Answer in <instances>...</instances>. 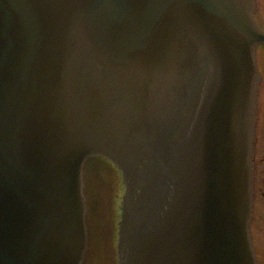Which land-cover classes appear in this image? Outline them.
Returning a JSON list of instances; mask_svg holds the SVG:
<instances>
[{"label":"water","instance_id":"water-1","mask_svg":"<svg viewBox=\"0 0 264 264\" xmlns=\"http://www.w3.org/2000/svg\"><path fill=\"white\" fill-rule=\"evenodd\" d=\"M251 12V0H0V264H258L264 32ZM90 157L123 179L116 249L104 163L84 170L86 227Z\"/></svg>","mask_w":264,"mask_h":264},{"label":"rangeland","instance_id":"rangeland-1","mask_svg":"<svg viewBox=\"0 0 264 264\" xmlns=\"http://www.w3.org/2000/svg\"><path fill=\"white\" fill-rule=\"evenodd\" d=\"M257 17L260 19L264 26V0H258L257 7ZM262 57V53H260ZM264 66V60L261 58ZM264 72V71H263ZM261 96L259 98V119L257 128V150H258V160H259V171L264 169V164H261L262 152L264 149V76L261 84ZM253 235L255 238V243L258 247L260 253L261 264H264V199L259 197L256 201L255 208V219L253 220Z\"/></svg>","mask_w":264,"mask_h":264},{"label":"flooded vegetation","instance_id":"flooded-vegetation-1","mask_svg":"<svg viewBox=\"0 0 264 264\" xmlns=\"http://www.w3.org/2000/svg\"><path fill=\"white\" fill-rule=\"evenodd\" d=\"M259 165H257V169H256V174H257V181L258 183L255 182V189L257 190V188H259V186L261 187L262 184H264V174L262 172L259 171Z\"/></svg>","mask_w":264,"mask_h":264},{"label":"bare ground","instance_id":"bare-ground-1","mask_svg":"<svg viewBox=\"0 0 264 264\" xmlns=\"http://www.w3.org/2000/svg\"><path fill=\"white\" fill-rule=\"evenodd\" d=\"M259 65V63H258ZM256 121H257V115H256V118L254 119V127L256 126Z\"/></svg>","mask_w":264,"mask_h":264}]
</instances>
